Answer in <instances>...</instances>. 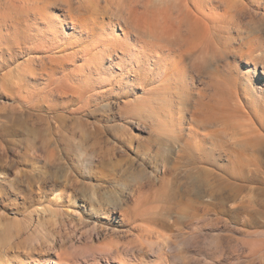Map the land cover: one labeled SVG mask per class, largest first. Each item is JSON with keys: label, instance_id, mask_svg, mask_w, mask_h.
Wrapping results in <instances>:
<instances>
[{"label": "rangeland", "instance_id": "1", "mask_svg": "<svg viewBox=\"0 0 264 264\" xmlns=\"http://www.w3.org/2000/svg\"><path fill=\"white\" fill-rule=\"evenodd\" d=\"M176 2L0 0V264H264V0L206 53Z\"/></svg>", "mask_w": 264, "mask_h": 264}, {"label": "bare ground", "instance_id": "2", "mask_svg": "<svg viewBox=\"0 0 264 264\" xmlns=\"http://www.w3.org/2000/svg\"><path fill=\"white\" fill-rule=\"evenodd\" d=\"M63 5L66 6L69 17L73 18L71 21L72 25L75 27H81L88 22H97L98 18H103L105 15L113 16L114 11L111 4L114 0H60ZM206 1V2H205ZM192 0L193 7V17L194 26L191 30V38L195 45H201L200 50L202 53L208 52L210 46L212 45V40L210 38L211 29H214L215 23L218 21V14L220 12L229 13L232 7V2L234 0H215V5L208 2V0ZM189 0H177L176 2V24L177 30L181 32L182 27L186 23V18L189 14L188 11ZM120 14L119 11H117ZM74 14L77 15L75 18ZM118 19L120 23H116L121 30H126L127 34H136L142 36L141 33L131 25L132 21L130 16L124 18L120 14ZM217 27V26H216ZM170 25L167 20L162 21L158 25L157 35L153 34L155 42H157L161 50L169 49L170 42ZM140 39V38H139ZM193 53L192 55H194ZM152 115H156L155 111H151ZM165 126V123H164ZM134 203H138L137 200ZM139 204V203H138ZM121 211L125 212L120 207ZM121 214V213H120ZM22 223L13 220L12 222L3 223L0 219V242L5 241L12 234L19 232L22 229Z\"/></svg>", "mask_w": 264, "mask_h": 264}]
</instances>
